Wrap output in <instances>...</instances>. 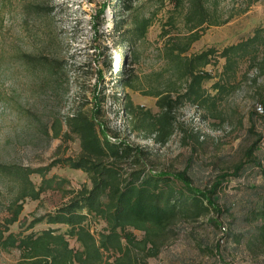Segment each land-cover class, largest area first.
I'll list each match as a JSON object with an SVG mask.
<instances>
[{
	"label": "rangeland",
	"instance_id": "374dc122",
	"mask_svg": "<svg viewBox=\"0 0 264 264\" xmlns=\"http://www.w3.org/2000/svg\"><path fill=\"white\" fill-rule=\"evenodd\" d=\"M133 1L134 13L149 17V24L143 38L132 39V57L123 60L127 49L116 34L103 32L115 18V0H0V164L35 168L54 159L76 157L79 139L68 129L66 116L78 107L90 108L93 93L101 98L103 114L98 122L134 151L143 152L146 171L173 174L186 168L193 186L203 188L244 159L245 151L264 132V117L250 118L257 103L264 107V45L258 47L255 60L248 46L244 55L236 56L232 71L225 69V58L218 52L264 26V1L204 0L216 8L220 19L227 20L193 30L185 21L188 0L180 4L176 0ZM34 3L45 5L49 12H36ZM92 21L100 22L97 28ZM191 34L198 36L181 57L210 47L217 51L203 67L211 75L202 83L206 100H179L172 110L174 133L159 143L148 132L131 129L122 94L126 91L134 105L155 114V93L176 96L182 92L185 82L170 52L179 53ZM26 52L46 54L61 66L51 74L42 64L30 67L24 59ZM121 65L132 67L133 88H116L114 72ZM215 81L225 83L221 92L212 86ZM54 124L60 128L58 136L53 135ZM257 146L252 156L264 166V139ZM122 167L135 166L128 158ZM29 178L43 190L38 199L19 201V219L9 225L15 233L23 232L33 217L67 201L71 189L91 185L85 172L61 163L46 172L48 181H42L37 172ZM16 182L0 174V223L18 193ZM218 205L222 208L219 215L211 212L196 220L173 221L164 230L156 255L144 256L142 250L134 249L139 264H264L260 240L264 218L257 214L264 205V174L253 163L245 164L238 177H228L222 184ZM101 225L100 220L91 221L95 232ZM46 226L39 222L32 229ZM134 233L142 237L141 231ZM70 244L77 243L70 240ZM19 256L16 248L0 249V264H16Z\"/></svg>",
	"mask_w": 264,
	"mask_h": 264
},
{
	"label": "trees",
	"instance_id": "16d2710c",
	"mask_svg": "<svg viewBox=\"0 0 264 264\" xmlns=\"http://www.w3.org/2000/svg\"><path fill=\"white\" fill-rule=\"evenodd\" d=\"M183 1L176 0L178 4ZM133 2L115 0L118 6L112 11L115 18L111 26L103 30L104 34H116L119 44L127 49L128 52L122 55L123 60L130 55L132 57V39L143 38L149 24V17L134 13ZM31 6L36 12H49L41 3ZM219 16L216 8L209 7L204 0H188L185 21L190 30L202 25H218L227 20ZM92 24L97 28L100 22L92 21ZM197 36L191 34L179 53L170 52V58L175 61L179 77L184 79L185 84L183 91L176 96L155 93L158 106L155 114L150 109L134 105L129 94L123 91L122 105L129 114L132 130L148 132L157 142L165 143L175 130L172 110L177 102L185 99L202 103L206 100L202 83L211 75L203 67L217 51L210 47L185 58L180 55ZM261 45H264V26L257 27L246 39L223 47L218 54L225 58V69L232 71L237 55H244L245 49L250 46L254 52L252 59L255 60ZM133 56L139 58L138 55ZM24 59L30 67L38 63L44 65L49 74L61 66L58 59L46 54L26 52ZM104 63L110 70V62L105 59ZM133 75L132 67L121 65L116 68V88H133ZM212 86L216 92H221L226 85L215 81ZM89 102L90 108L81 106L66 116L68 129L79 139L80 152L76 157H66L62 161L54 159L35 168L0 164V174L12 177L18 185V193L8 203L7 214L0 223V249H18L20 256L16 264H139L134 249L142 250L144 256L156 255L162 243V234L173 221L196 220L211 212L221 214L219 190L228 177H238L245 164L253 163L264 174V166L252 156L258 143L264 139V132L245 151L244 159L236 163L232 171L217 174L203 188L193 186L186 168L173 174L166 170L146 171L141 156L143 152L134 151L116 133H111L108 127L98 122L97 118L103 114L100 96L93 93ZM261 102L264 103V94ZM254 115L264 117V113L255 110L250 118ZM59 129L54 124V136L59 135ZM128 158L135 167H122ZM60 163L85 172L91 185L82 184L78 189H71L67 201L33 217L23 232L11 231L9 225L18 221L22 210L19 201L26 197L38 199L43 190L41 184L35 186L29 175L37 172L42 181H48L45 179L46 172ZM261 210L257 209V214H262L264 218V205ZM97 220L102 225L95 232L91 229V221ZM39 222L47 226L40 230L32 229ZM261 228L264 230V222ZM134 230L141 231L142 237H136ZM70 240L77 244L71 245ZM260 240L264 242V232Z\"/></svg>",
	"mask_w": 264,
	"mask_h": 264
},
{
	"label": "built area",
	"instance_id": "2783aa9c",
	"mask_svg": "<svg viewBox=\"0 0 264 264\" xmlns=\"http://www.w3.org/2000/svg\"><path fill=\"white\" fill-rule=\"evenodd\" d=\"M255 111L258 112V113H263L264 112V107L261 103H257L255 105Z\"/></svg>",
	"mask_w": 264,
	"mask_h": 264
},
{
	"label": "bare ground",
	"instance_id": "6f19581e",
	"mask_svg": "<svg viewBox=\"0 0 264 264\" xmlns=\"http://www.w3.org/2000/svg\"><path fill=\"white\" fill-rule=\"evenodd\" d=\"M117 59H115V61H116Z\"/></svg>",
	"mask_w": 264,
	"mask_h": 264
}]
</instances>
